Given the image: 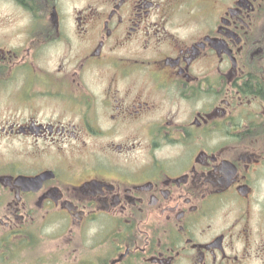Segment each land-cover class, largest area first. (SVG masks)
<instances>
[{
  "label": "flooded vegetation",
  "instance_id": "af4514ba",
  "mask_svg": "<svg viewBox=\"0 0 264 264\" xmlns=\"http://www.w3.org/2000/svg\"><path fill=\"white\" fill-rule=\"evenodd\" d=\"M48 227L49 264H264V0H0V264Z\"/></svg>",
  "mask_w": 264,
  "mask_h": 264
},
{
  "label": "rangeland",
  "instance_id": "374dc122",
  "mask_svg": "<svg viewBox=\"0 0 264 264\" xmlns=\"http://www.w3.org/2000/svg\"><path fill=\"white\" fill-rule=\"evenodd\" d=\"M62 232H59L58 235L54 231L53 227H48L43 230L41 229H32L28 232V241L18 243L20 248L15 254V260H11V264H38L40 261L41 264H49L51 261V256L57 254V245L62 240ZM66 238V237H65ZM79 239V238H78ZM82 244H86L81 240ZM83 244V245H84ZM79 253L84 249L83 246H77Z\"/></svg>",
  "mask_w": 264,
  "mask_h": 264
}]
</instances>
